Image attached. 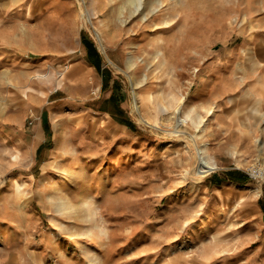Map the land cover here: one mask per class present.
<instances>
[{
  "label": "rangeland",
  "instance_id": "1",
  "mask_svg": "<svg viewBox=\"0 0 264 264\" xmlns=\"http://www.w3.org/2000/svg\"><path fill=\"white\" fill-rule=\"evenodd\" d=\"M73 1L72 52L0 83V264H264L263 114L216 87L261 72L264 0Z\"/></svg>",
  "mask_w": 264,
  "mask_h": 264
},
{
  "label": "crops",
  "instance_id": "2",
  "mask_svg": "<svg viewBox=\"0 0 264 264\" xmlns=\"http://www.w3.org/2000/svg\"><path fill=\"white\" fill-rule=\"evenodd\" d=\"M74 4L73 0H0V83L10 92L15 90L17 103H23L22 88L27 83H36L34 73L42 65L51 66L57 58L72 52L70 41L75 21L69 11ZM261 20L256 19L254 23L263 24ZM78 36L80 39V32ZM56 41L63 42L57 46ZM260 63L262 70L252 82L216 83V87L228 94L232 89L237 92L247 86L264 119V58ZM31 97L34 103L41 98L38 94ZM10 100L7 98L6 102Z\"/></svg>",
  "mask_w": 264,
  "mask_h": 264
},
{
  "label": "bare ground",
  "instance_id": "3",
  "mask_svg": "<svg viewBox=\"0 0 264 264\" xmlns=\"http://www.w3.org/2000/svg\"><path fill=\"white\" fill-rule=\"evenodd\" d=\"M130 3L135 7L133 13L136 14L137 12H141L143 10V0H130ZM162 2L159 0L158 1V6L161 4ZM160 7V6H159ZM157 6L153 7L151 9V13H154L156 12L157 8H159ZM95 10L93 9L92 11H90L88 13V19L89 20H92V17L95 16ZM87 15V13H86ZM142 19L143 20H148V14L145 13V12H142ZM98 39L100 40V42L103 44V49L105 50L106 47L104 45V39L106 38V32L103 30V29H99L98 30ZM158 53V52H157ZM158 56V55H157ZM126 64H127V67L130 69V70H135V67L138 65V59L133 55V54H130V56H128L127 60H126ZM64 74V73H63ZM85 74V75H84ZM83 74V78H85L84 80H86V76L87 74L84 73ZM130 79H131V83L133 84L134 86V92H133V102H134V108L137 112H141V108L140 106L138 105L137 103V92L135 91V88L138 84H141V83H146L147 80H148V77L147 75H144V77L140 80L138 79L137 77H135L134 75L133 76H130ZM176 112L179 114L180 112V108L179 106L176 107ZM1 113V112H0ZM190 115L187 114L186 118L189 117ZM182 122L185 121V119L183 118L181 120ZM180 121L178 120V125H180ZM198 153H199V159H200V172L201 173H205V172H208L212 169H214V164L211 162V159H209L208 156H206L205 154H203V150H198Z\"/></svg>",
  "mask_w": 264,
  "mask_h": 264
},
{
  "label": "trees",
  "instance_id": "4",
  "mask_svg": "<svg viewBox=\"0 0 264 264\" xmlns=\"http://www.w3.org/2000/svg\"><path fill=\"white\" fill-rule=\"evenodd\" d=\"M244 176V175H243ZM241 177H242V175H241ZM246 179H247V176H244V179L242 180V179H232L235 183H237V184H244V181L246 182Z\"/></svg>",
  "mask_w": 264,
  "mask_h": 264
}]
</instances>
